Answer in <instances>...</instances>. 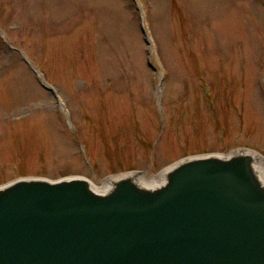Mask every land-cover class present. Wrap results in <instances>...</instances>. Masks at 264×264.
Listing matches in <instances>:
<instances>
[{
  "label": "rangeland",
  "instance_id": "obj_1",
  "mask_svg": "<svg viewBox=\"0 0 264 264\" xmlns=\"http://www.w3.org/2000/svg\"><path fill=\"white\" fill-rule=\"evenodd\" d=\"M238 149L264 165V0H0V185Z\"/></svg>",
  "mask_w": 264,
  "mask_h": 264
},
{
  "label": "water",
  "instance_id": "obj_2",
  "mask_svg": "<svg viewBox=\"0 0 264 264\" xmlns=\"http://www.w3.org/2000/svg\"><path fill=\"white\" fill-rule=\"evenodd\" d=\"M260 161L187 156L159 184L128 172L100 190L84 176L14 179L0 185V264H264Z\"/></svg>",
  "mask_w": 264,
  "mask_h": 264
},
{
  "label": "bare ground",
  "instance_id": "obj_3",
  "mask_svg": "<svg viewBox=\"0 0 264 264\" xmlns=\"http://www.w3.org/2000/svg\"><path fill=\"white\" fill-rule=\"evenodd\" d=\"M260 158H261V160H262V157H261V156H260ZM258 168H259V170H260L262 176L264 177V165L260 163V166H259ZM167 170H168V169L161 171L158 175L153 176V177H152L151 179H149L148 181L143 180V177H142V176H140V178H141L143 181H145V183L150 184V185L159 184V183H161V182L165 179V173H166ZM117 177H119V176H117ZM115 178H116V177H115ZM112 180H113V178H111V179L105 181V182L103 183L102 186H98V185L95 184V187H96V189H99V190H100V189L108 188V187L111 185V181H112Z\"/></svg>",
  "mask_w": 264,
  "mask_h": 264
}]
</instances>
